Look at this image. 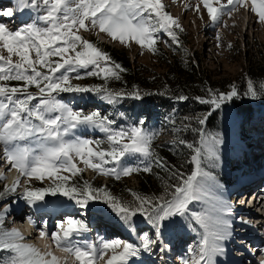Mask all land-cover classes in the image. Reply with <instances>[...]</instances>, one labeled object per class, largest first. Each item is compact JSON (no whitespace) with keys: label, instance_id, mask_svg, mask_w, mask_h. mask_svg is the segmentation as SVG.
I'll return each mask as SVG.
<instances>
[{"label":"snow or ice","instance_id":"obj_1","mask_svg":"<svg viewBox=\"0 0 264 264\" xmlns=\"http://www.w3.org/2000/svg\"><path fill=\"white\" fill-rule=\"evenodd\" d=\"M201 3L213 23L225 11L230 15L238 6L247 7V0H227L226 4L215 0L219 7L214 6V0H200L196 5L197 12ZM25 8L42 12L38 20L43 26L31 23L11 30L0 23V146L6 162L19 173L17 179L0 192V198L7 193H15L20 185L19 177H25L26 184L32 179H47L51 182L47 188H24L23 198L29 204L43 201L49 194L65 196L81 208H86L90 201L103 200L130 228H134L132 217L140 214L154 229L155 238L144 234L139 238L138 246L120 239L102 240L97 246L71 239L88 229L82 220L70 217L50 238L60 251L74 258L75 264H99L101 260L104 264H128V259L139 255L141 250L151 252L157 248L167 222L176 223V217L186 218L190 226L195 224L203 229L197 248L189 249L190 257L183 259L182 264H215L214 258L224 254L223 242L232 235L228 219L231 207L206 192L205 182L212 177L202 169L201 158L206 157L214 163L218 159V146L222 140L218 136L206 137L202 129H193L200 134L199 146L184 140L179 142L186 144L194 153L191 162L195 164V170L186 177L173 172L179 183L171 186V192L165 189L166 195L147 197L132 193L134 200L124 202L112 196L106 188H94L87 181L83 185L71 183V178L83 171L77 160L98 174L115 176L116 179L139 171L150 172L151 163L141 169L125 163L124 159L142 156L151 160L155 155L151 145L156 133L146 132L143 121L139 122V126L117 130L113 128L115 121L108 115L98 110L85 112L74 109L57 99L60 93H94L112 105L123 98L143 99L150 93L142 94L138 89L128 92L112 90L107 83L103 86L72 83V79L79 80L84 76H97L105 82L119 80L120 73L126 71L80 32L98 29L113 41L125 46L134 42L155 53L156 34L160 31L166 32L173 42L178 43L175 30L183 31L179 21L165 10L162 0H18L17 10ZM251 11L259 22L264 23V0H251ZM0 15L11 18L14 11L3 10ZM14 56L18 58L15 61ZM89 68L92 70L83 76L77 71ZM73 72L75 77L71 76ZM9 81H20L22 84L10 86ZM30 87H35L37 91H29ZM238 95L233 86L226 93L209 89L207 99H195L218 109L222 103ZM245 95L260 98L264 95V82L257 89L249 80ZM176 99L185 101L189 97L178 95ZM209 115L211 113L198 117V124L204 125ZM81 126L105 133L107 147L101 148L100 140L77 135L76 130ZM155 162L167 167L159 158ZM107 164L114 166L105 167ZM65 172L69 175L62 174ZM0 178H3L2 174ZM201 200L208 201L209 206L193 211L190 205ZM8 210L6 207L0 212V253H7L0 256V264H61L60 258L52 252H42L25 243V237L17 229L3 227ZM39 236L44 239L49 234L42 229ZM159 250L163 252L165 248L161 246ZM260 264H264V260Z\"/></svg>","mask_w":264,"mask_h":264},{"label":"trees","instance_id":"obj_2","mask_svg":"<svg viewBox=\"0 0 264 264\" xmlns=\"http://www.w3.org/2000/svg\"><path fill=\"white\" fill-rule=\"evenodd\" d=\"M178 43L173 42L172 38L166 32L160 31L156 37L162 36L169 39L170 43L164 44V40L155 45L157 51L150 55L156 60V63L161 66V72H155L148 67L135 64L130 61L125 49H117L115 47H104L113 61L120 63L126 71L121 72V79H109L105 82L97 76H84L83 79L72 80L73 84L82 86H103L107 83V87L117 91H132L138 89L144 95L143 99L135 100L132 98H123L115 105L109 104L102 100L98 95L91 93L85 94V98H92L95 102L106 106L107 113L110 119L115 121L113 128L119 130L121 128H129L133 125L139 126V122L143 121V129L148 133H156L152 141L151 148L154 152V157L151 160L134 156L130 159L131 166H138L141 169L151 163V171H139L131 176L136 181V186H130L126 182L117 181L112 178L106 184H101L95 179L85 180L82 174L71 178V183L83 185L87 181L94 188H106V190L114 197L121 201L131 202L134 200L132 193H136L147 197H159L166 195L165 189L168 192L172 191L171 186L179 183V178L173 176V172H179L184 177L192 171L191 156L194 154L188 149L186 144H181L179 141L184 140L187 143H193L196 146L200 145V134L193 129H202L206 137L218 136L220 139L228 138L233 130L236 134L248 142L254 137L256 127L264 125V95L260 98L253 99L251 96L245 95L247 91V82L253 81L254 87L259 89V84L264 82V62L261 60L255 66L250 65L245 74L233 79H215L210 77L207 72L199 66V56L195 51L187 49V44L181 37V31L176 29ZM181 37V38H180ZM91 70H85V72ZM84 75V70L79 71ZM213 78V79H211ZM10 86H19L20 81L7 82ZM235 86L239 95L230 101H225L220 108L214 109L208 104H201L196 97L208 98V90L212 89L221 93L231 91ZM31 92L37 91L35 87L28 89ZM68 95L70 93H60ZM77 94V93H74ZM178 95H185L189 99L179 101L176 99ZM137 101V102H136ZM89 112V111H86ZM211 113L205 121L204 125L197 122L198 117H203ZM167 130L170 136L168 140L160 142V132L162 129ZM101 148H106V139L101 140ZM228 151L226 147L218 146V159L213 163L211 160L202 156L201 167L205 172L210 174L211 179L206 180V183H212L216 180L227 181V173L219 166V159L227 161ZM162 160L167 167H161L155 159ZM50 185V184H49ZM45 186V188L49 187ZM44 187L42 184H33L32 188ZM59 199L62 204L68 205L72 210L81 208L75 201L69 200L62 195H46L45 199ZM92 202H98L103 205L105 211L110 214L117 215L112 209L103 202V200L90 201L88 206L83 209H88L92 206ZM26 204H29L26 201ZM193 211H201L205 206L196 201L190 205ZM90 214V213H89ZM119 217V216H117ZM120 218V217H119ZM176 221V220H175ZM120 222L129 227L125 221L120 218ZM134 226L143 225L147 228V232L154 231L147 218L137 214L132 217ZM182 223L186 228L194 229L199 233V226L192 224L182 217ZM179 222L172 223V229L175 232L179 231ZM198 227V229H197ZM200 230H203L200 228ZM200 235V233H199ZM7 253H0V256H6ZM132 259L135 256L131 257Z\"/></svg>","mask_w":264,"mask_h":264},{"label":"rangeland","instance_id":"obj_3","mask_svg":"<svg viewBox=\"0 0 264 264\" xmlns=\"http://www.w3.org/2000/svg\"><path fill=\"white\" fill-rule=\"evenodd\" d=\"M162 3L165 5V10L171 14L174 18H176L180 25L183 28V31H181V37L183 38L184 36V43L187 44V49H190V51H195L196 54L199 56V67L203 69L205 72L210 77H213L215 79H233L237 78L245 72H247L248 68L250 65L255 66L257 62L260 60L264 62V23H261L258 21V18L254 12L251 11V0H247V7H241L238 6L234 10L231 11V14L229 15L227 11H225L224 14L220 16V19L213 23L211 19L208 16V13L206 9L203 7L202 3L200 4V10L199 12L196 11V5L200 3V0H162ZM220 3L226 4L227 0H220ZM214 6L219 7V4L215 3L214 0ZM32 9V8H31ZM33 14L30 16L25 15L24 19H20V23L16 24L17 28L15 30L24 27L28 24L31 23H38L40 26H43V23L38 20L39 15H42V12H38L35 9H32ZM3 20V15H0V22ZM80 35H82L85 39H88L92 41L97 47L100 49L104 50V47H115L117 49H125L127 51L128 57L130 58L131 62H134L135 64H141L149 69L155 71V72H161V66H159L156 63V60L150 55V50L147 48H141L139 45H137L134 42H131L128 46H125L124 44L118 42V41H113L107 34L105 33H100L98 29H92L91 31H83L81 30ZM219 36V40L217 37ZM158 37V36H157ZM180 37V38H181ZM159 42L161 40H164V44H169L170 40L166 39L165 37L159 36L158 37ZM3 55H7V52L4 51ZM17 57H13V60H17ZM81 70H92L91 68L89 69H78L77 71ZM80 73V72H79ZM76 73L73 72L71 73L72 77H75ZM211 78V79H213ZM75 80V79H72ZM34 91L33 93H35ZM73 93L70 95H65V94H59L57 96V99H60L62 102L65 103L66 99H70L73 97ZM77 97V94H75ZM85 95V94H81ZM91 97V96H90ZM88 97L87 100L89 101L91 98ZM74 101L76 102V98H74ZM35 103V101H33ZM95 101H92V105H94ZM224 104V103H222ZM82 106V105H81ZM101 109H99L103 114L107 113L108 110H106V106H103L101 104ZM92 108V107H90ZM100 108V107H99ZM88 111V109H86ZM264 127L257 126L255 132L258 131L260 134H263ZM167 130L164 128L162 131L159 133V141L164 142L165 140L169 139V135L167 134ZM229 139L235 140L234 137H230ZM255 141V138L252 139V142ZM95 147V145H93ZM0 149L2 150V146H0ZM256 151L252 150V159L249 163L246 164V162H243L242 165H245V169H240V166L238 167L236 163H234L233 160V170L234 175L228 177V182L226 183L229 185V189L222 190V194L227 196L226 198L229 197V203L225 202L227 205H230L233 207V211L237 210L240 207V202L242 200V197L234 203V195H230L231 193H235L238 189L235 187H238L239 180H241V174L245 173L246 168L248 164L254 165L256 168H260L262 164L264 163V156H258L256 155ZM142 157V156H139ZM133 157H126L124 159L125 163L130 164L131 161L130 159H133ZM144 158V157H142ZM232 161V160H230ZM78 166L83 169V171L80 173L86 180H91L95 179L96 181H100L101 184H106L108 181H110L112 178L114 179L115 176H110V175H101L98 174L97 172L86 168L82 163H80L77 160ZM261 164V166H260ZM259 165V166H258ZM8 166V164H6ZM114 165L112 164H107L105 167H113ZM193 170H195V164L193 163L192 165ZM7 168V171L5 172V177L7 179L0 180V187L2 185V191H4L5 186H10L12 183H9V178L10 173H17V177L19 176V173L15 169ZM238 171V172H235ZM63 175H69V173H62ZM20 178V185L17 187L15 193H11L12 195L9 197L5 195L3 198H0V212H2L3 208H9V209H14L17 205H21L23 202L25 203L26 200L23 198V189L25 187L32 188L33 184H42V186H47L51 182L49 180H36L32 179L30 183L26 184L25 183V177H19ZM17 179V178H16ZM117 181L121 182H126L128 185L135 187L136 186V181L135 179L130 175V176H121ZM243 183V182H242ZM234 185V187H233ZM245 187V186H243ZM242 188L239 187V189ZM229 191V192H228ZM234 199V200H233ZM48 201V200H47ZM52 205H55V203L59 202V199H53L51 200ZM98 203V202H97ZM247 204H250V199L246 201ZM31 205V204H30ZM99 207H102L101 204H99ZM69 210L71 207L67 206ZM96 207L93 206L91 210H94ZM238 211V210H237ZM235 211L234 213L231 214V216L228 217V219L233 222V219L235 217ZM262 216H259L260 220L257 222L264 223V211H261ZM112 216V218H116L117 222H120V218L117 217V215L114 214H109ZM93 216V214H92ZM95 217V216H93ZM100 217V216H99ZM101 218H105V215H101ZM178 220L179 217H177ZM110 219L107 218L106 221H109ZM176 220V219H175ZM255 220V218H254ZM109 224V223H108ZM172 224V223H171ZM170 224V225H171ZM24 224L22 223H15L12 225V227L8 226L6 222L4 221L3 227L5 229H19L20 231H24L28 229L29 227L27 226H22ZM20 226V227H19ZM137 226L134 228V232L132 234L139 233L140 237L144 234H148L152 236L153 238L154 235L152 234L153 232L150 231L149 233L147 232L146 227ZM247 226H249L252 229H249L250 233L252 235L258 236L256 240H252V238H249V240L245 238H239V236H235L231 238H235V246L238 245L239 240L244 241L247 240L249 241V248L245 249L243 246L238 245L235 248H232L230 244H225L226 246L224 247V254L223 255H218L216 256L215 259V264H239L235 263L234 256L237 257H242L245 254L246 255H251L255 254L256 250L253 248L256 247L254 243H257L258 241H264V227L259 226V228L256 227V225L250 223ZM253 226V227H251ZM116 227V225H115ZM236 227V226H234ZM198 229V227H197ZM199 233L195 231L194 229L186 228L185 233H183L181 226H180V235L176 236V244L177 246L180 245L179 248H177L176 244L174 243V240L171 242L177 250L180 248H184L185 246L189 247V249H194L198 242L201 239V234L202 230L200 228L198 229ZM258 232V233H255ZM39 231H37V235L35 234V237H38ZM116 233H119L116 231ZM121 234V233H119ZM89 235H87L88 237ZM262 236L261 238H259ZM79 240L76 242H84L87 241L88 243L95 244L93 240L95 241L94 238H86L84 235H78ZM84 237L86 239H84ZM124 237V236H123ZM92 240V242H91ZM74 241V240H73ZM50 242V241H49ZM135 245V244H134ZM162 246V245H161ZM160 245L157 246V248L153 249V251L149 252L150 256H154V260L157 261V264H176L173 262L172 257L170 255H166L167 258H165V255L163 252L159 250ZM165 248V246H163ZM248 247V245H246ZM259 249V248H258ZM165 250H167L165 248ZM239 250V251H238ZM63 253V252H62ZM232 255V256H231ZM138 256V255H137ZM136 256V257H137ZM256 256V255H255ZM170 257V258H169ZM69 258V263L74 264L73 257H68ZM107 259V257H105ZM189 257H184V259H188ZM254 258V257H252ZM248 256H245L242 260V264H248L247 262ZM257 259V260H256ZM135 259H132L131 257L128 259V264H131V262H134ZM264 260V252L259 251L257 252V258L255 257L254 259H251L250 261L252 264H256V262H261ZM151 264L153 261H150ZM224 262V263H223ZM99 264H104V261L101 260L99 261ZM135 264V262L133 263ZM181 264V263H180ZM258 264V263H257Z\"/></svg>","mask_w":264,"mask_h":264},{"label":"bare ground","instance_id":"obj_4","mask_svg":"<svg viewBox=\"0 0 264 264\" xmlns=\"http://www.w3.org/2000/svg\"><path fill=\"white\" fill-rule=\"evenodd\" d=\"M0 174H2V175H5V171L2 169V168H0ZM11 175H10V177L11 178H9L8 180H9V183H12V182H14L15 180H16V178H17V173H15V171L13 172V173H10ZM6 179V178H5ZM240 181V180H239ZM242 183V182H241ZM243 185V184H242ZM238 191H240V189L238 188V190L236 191V192H238ZM209 193H212L213 195H215L216 196V198H219L221 201H223V202H227V203H229V197L228 198H226V196H227V193H226V195H223L222 194V192H220V191H217V190H215L214 188H210L209 189ZM243 195V194H242ZM241 194L239 195V196H237V198L234 200V203L235 202H237L240 198H241V196H242ZM235 198V197H234ZM248 196H247V198H246V201L248 200ZM246 201H245V203H246ZM245 205V204H244ZM230 206V205H229ZM231 207V206H230ZM235 212H236V210H234ZM234 211H233V207H231V214L232 213H234ZM239 214H240V212H239ZM231 216V215H230ZM14 225V227H15V224H13ZM23 226V225H22ZM20 227V226H19ZM28 227V226H27ZM30 228V227H29ZM19 230V229H18ZM20 231V230H19ZM24 237H25V240H24V242L25 243H28V244H30V245H34L35 247H37V248H39L42 252H52L55 256H57V257H59L60 258V260H61V264L62 263H64L65 264V258H67V263H69V258L68 257H66V256H64V252L62 253V251H60L59 249H55L53 246H52V244H51V241H50V239L47 237V238H44V239H41V238H38V237H35V234H33V235H31V236H29V237H27V236H25V235H23ZM92 238H93V236H92ZM50 241V242H49ZM91 242H92V240H91ZM93 242H94V240H93ZM239 251V250H238ZM232 256V255H231ZM251 256L252 257H256V256H254L253 254H251ZM239 259H240V257H237V256H234V260H235V263H239V264H242L241 263V260L239 261ZM245 260H247V259H245ZM224 263V262H223ZM72 264V263H71ZM225 264V263H224Z\"/></svg>","mask_w":264,"mask_h":264}]
</instances>
